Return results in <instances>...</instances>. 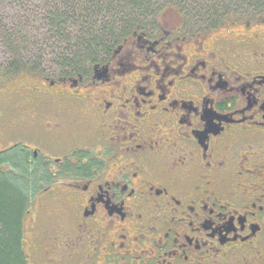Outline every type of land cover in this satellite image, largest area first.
Here are the masks:
<instances>
[{
  "label": "flooded vegetation",
  "instance_id": "obj_1",
  "mask_svg": "<svg viewBox=\"0 0 264 264\" xmlns=\"http://www.w3.org/2000/svg\"><path fill=\"white\" fill-rule=\"evenodd\" d=\"M160 20L0 83L15 264H264V17Z\"/></svg>",
  "mask_w": 264,
  "mask_h": 264
},
{
  "label": "trees",
  "instance_id": "obj_2",
  "mask_svg": "<svg viewBox=\"0 0 264 264\" xmlns=\"http://www.w3.org/2000/svg\"><path fill=\"white\" fill-rule=\"evenodd\" d=\"M14 1L22 6H34L28 12L29 18L17 24L5 25L4 16L0 15V83L36 72L40 63L34 61L47 51L55 57L56 65L68 71L66 74L85 72L123 36L130 35L135 25L145 27L143 21L154 23L160 12L167 9L155 8L153 0ZM189 1L193 6L184 8L189 11L185 17L195 19V27L201 30L214 29L229 19L245 18L242 10L261 9L264 12V0H183L188 4ZM3 3L5 0H0V13ZM243 4L252 5V8L242 7ZM35 8L42 13V21L36 20ZM179 9L182 8L176 11ZM18 194L15 185L0 177V264H15L18 260L17 248L12 247L9 238L13 229L9 222L18 217L13 212L11 201L14 200L16 206ZM18 208L14 210L18 211ZM14 236L16 233L12 238Z\"/></svg>",
  "mask_w": 264,
  "mask_h": 264
},
{
  "label": "rangeland",
  "instance_id": "obj_3",
  "mask_svg": "<svg viewBox=\"0 0 264 264\" xmlns=\"http://www.w3.org/2000/svg\"><path fill=\"white\" fill-rule=\"evenodd\" d=\"M166 0L162 1H157L153 0V4L155 8H167L165 11L160 12L162 16V20L160 22L165 25V26H175L177 24H181L182 27L184 26V29L186 31H192L195 32V30H200V32L203 31L200 28L195 27V19H189L185 16L188 15L189 11L184 9L185 7L193 6V3L189 1L188 3H184L183 0H177V2H165ZM172 1V0H170ZM9 1L5 0V3L2 4L1 6V13L3 17V22L6 25L7 23L12 24V23H18L22 22L25 19H28V12L31 11V7L34 6V4H27V6H22L20 4H17L15 1L10 0L11 3L8 4ZM195 6V5H194ZM252 5L248 4H243L242 7L245 8H252ZM256 6H260L257 5ZM177 8H182L179 9V11H176ZM36 15L35 18L37 21H42L43 15L42 13L35 8ZM241 13L244 14H255V16H258L260 18L264 17V12L261 9H258L257 11H254V9H250L248 11H241ZM139 22H142L139 21ZM40 23V22H39ZM42 23V22H41ZM142 25L150 26V21L142 22ZM39 25V24H38ZM42 26V25H40ZM1 60V57H0ZM35 63L39 62L40 63V70L49 78H54L57 76L56 74L58 72H68V71H63L62 67L56 65V60L55 57L50 55L48 51L44 54H42L39 59H36L34 61ZM29 75V74H28ZM27 78V77H26ZM10 200H13V197L10 198ZM15 201H11V207L13 208V212H15V208L18 207V204L15 206Z\"/></svg>",
  "mask_w": 264,
  "mask_h": 264
},
{
  "label": "bare ground",
  "instance_id": "obj_4",
  "mask_svg": "<svg viewBox=\"0 0 264 264\" xmlns=\"http://www.w3.org/2000/svg\"><path fill=\"white\" fill-rule=\"evenodd\" d=\"M34 179V178H33Z\"/></svg>",
  "mask_w": 264,
  "mask_h": 264
}]
</instances>
